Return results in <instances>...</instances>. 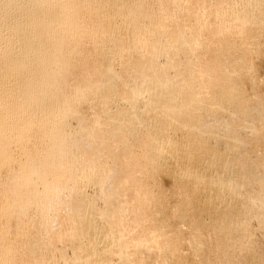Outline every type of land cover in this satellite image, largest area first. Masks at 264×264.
<instances>
[{"label":"bare ground","instance_id":"bare-ground-1","mask_svg":"<svg viewBox=\"0 0 264 264\" xmlns=\"http://www.w3.org/2000/svg\"><path fill=\"white\" fill-rule=\"evenodd\" d=\"M224 2L200 0L196 3L198 6L193 4L195 9L192 5L193 9L187 6L183 8L187 18L192 12H201L195 20L201 25L204 19L202 13L208 16L212 12L216 16L213 29L209 28V25L212 26L210 23L206 24L216 35L219 43L216 46L219 47L217 50L209 46L214 49V53L217 50L223 55L226 52L228 54V51L235 53L242 49L241 46H252L249 45V39L245 43H237L235 35H242V39L258 23L261 27L264 25V18L261 19L264 17V0ZM169 3L176 6L180 2L0 0V264H109L108 260L105 262L107 258L113 259V264H138L140 259L133 261V257L131 260L126 258L129 247L139 258L148 257L154 261L163 259L158 264H211L208 259L210 253H207V248H203L204 244L194 248L197 256L194 257L198 258L196 263H191L195 261L194 257L190 263L181 258L184 256L179 255L183 261L176 258L179 257L174 255L178 254L177 249H174L177 253L171 249L175 248L172 247L174 239L168 235L170 230L167 231V226L162 225L165 211L150 205L149 188L147 191L139 182L142 168L138 171L140 177L137 180L133 174L135 170L131 172L128 167V160H132L133 156L123 141L124 131H134L140 121L138 125L144 126L147 123L144 119L152 111L156 115L159 133L150 132L147 138L150 156L157 152L159 159H170L179 164L183 176L179 178L181 184H177L183 186L185 182L186 188L189 185L193 187L186 193L183 191L182 196L185 194V198L190 201L188 204V199H185L187 202L184 200L185 204L191 206L188 208L191 214H186L188 219L193 220L194 235L198 236L206 225L215 238H224L216 247L218 249L220 245L222 264L231 263L227 249L237 244L236 241L240 244L239 240L247 235V227L242 223L245 216H253L264 222V165L262 167L263 162L249 157L245 152L247 133L256 140L264 136V115L260 113L262 103L260 108L257 105L262 99L257 95L260 102L256 100L255 107L258 109L254 107L250 110L249 105L245 107L240 100L244 96L237 87L241 84L235 86L236 80L233 81L237 76L242 80L243 75H249L254 64L250 67L252 62L247 63L249 58H242L248 52L245 47L246 52H238H245V56L236 52L240 59L231 58V61V53L228 54L230 57L225 60L224 66L220 64L223 68L216 78L207 74L208 66L199 67V60V65L195 60L198 66L192 67L195 65L190 64L192 62H189L188 56L196 54L199 49V39L203 37H198L201 30L198 31L196 27L197 31L192 28L196 32L187 35L184 31V35H178L177 32L186 27V22L183 25L175 22L176 26H166L167 21L174 17V11L168 10ZM180 5L183 7L185 4ZM167 10L170 13L164 18V11ZM198 27L204 30L205 26ZM248 38L253 42L252 37ZM87 40L92 43L90 48L85 47ZM93 50L95 54L90 57ZM141 52H146V57L144 54V58L140 59ZM130 54H139V60L128 61L125 56ZM123 56V60L128 61V66H125L127 72L125 70L124 73L130 76L132 82L130 91L126 87L130 93L123 101L129 102L134 108L138 99L141 97L143 101L144 96L146 113H140L138 117L131 116L127 120L129 125L126 130L125 126L122 127L123 122L120 124L117 118L111 121L110 128L108 125V130L104 132L97 126L86 128L80 122L75 124L77 110L74 103L76 105L98 95L102 103L99 102L104 105L111 97L119 96L120 90L116 92L114 83L119 74L113 71L112 66L118 57L122 59ZM196 58L202 57L197 55ZM226 61L229 62L228 66ZM192 68L195 71H190ZM181 70H186V80L195 81L196 78L192 90H188L189 83L184 77H179ZM200 72L207 76L204 81L197 82ZM250 76H247V80L251 81ZM71 96L75 97L76 102L73 103ZM137 119L140 121L137 122ZM116 142L120 145L114 150L112 145H117ZM109 144L114 152L112 155L105 152L112 156L106 160L108 156L105 155V159L101 154ZM133 168L137 170V166ZM255 183H259L260 186H257L261 188V193L253 195L255 199L251 198V202L249 199L252 196L249 194L250 197H246L248 200H243V207V203H240V213L233 212L237 214L233 215L226 209L227 205L224 208V196L227 195L230 201L238 199L240 202L242 196L239 197L238 193ZM252 200L259 201V205L262 203L261 208L254 205L257 201ZM206 217L209 218V224L202 222V227L200 219L205 220ZM184 219L188 221L186 217ZM160 220L162 227L156 230L154 225Z\"/></svg>","mask_w":264,"mask_h":264},{"label":"rangeland","instance_id":"rangeland-1","mask_svg":"<svg viewBox=\"0 0 264 264\" xmlns=\"http://www.w3.org/2000/svg\"><path fill=\"white\" fill-rule=\"evenodd\" d=\"M180 3L179 4H182V5H184L183 7L180 5V7H179V4H177L176 6L174 5V4H172V6H171V4L170 5H168L169 6V8H168V10L169 11H171V12H173V15H174V17H172V18H175L174 20H172V18L171 19H169V18H167V19H169L168 21H167V23H166V26H176V23H177V25H180V24H184L185 22V25H186V27H184V30H182V28L177 32L178 33V35H180V33H183V34H181V35H184V31H185V34H190V32H196L197 30L199 31V30H201L200 31V35H198V37L200 38V36L202 37L201 39H199L200 41V45H201V47H200V45H199V49H197V51H196V54L198 55V57L200 58V57H202V58H200V59H198V58H196V56L194 55V54H192V55H190V56H188V59H190L189 60V62H192V63H190V64H192V65H195V66H192V67H196V66H198L199 64L201 65H199V67L201 68L202 66L203 67H206V66H208L209 67V69H206L207 71H208V73L207 74H209V76L211 77V78H213V77H218V75L221 73V69L223 68V67H221V65L222 66H224V64H225V60L226 59H228V57H230V59L231 58H233V59H236L237 58V55L239 54L238 52H239V50H243V51H245V49L248 47V45H246L245 47L244 46H241L242 47V49H239V50H236L235 51V53H233V52H229L228 51V54H230V56L227 54V52H226V54L224 53V55H223V53L221 54V53H219V51L217 52V48L219 47V46H216V45H218L219 43H218V40L215 38V34H213L214 32H212L210 29L212 28L213 29V26H215V25H212L213 23H215L216 24V21H215V18H216V16L211 12V14L210 13H208V16H207V14L206 13H202V18H204L203 19V23H202V25L201 24H199V23H197V21H195L196 20V18L197 17H199L200 15H199V13H201V12H199L198 14L196 13V12H192V13H190V15H189V18H187V16H186V6H187V8H189V7H191V5L194 7V9H195V5H193L194 3H195V1H198V0H178ZM182 1V2H181ZM194 1V2H193ZM200 1V0H199ZM198 1V2H199ZM212 1V0H211ZM213 1H215V0H213ZM226 1V0H225ZM185 2V3H184ZM198 2H196L197 4H198ZM216 2H218V3H225L224 2V0L222 1V0H216ZM184 3V4H183ZM195 3V4H196ZM176 4V3H175ZM188 4H189V6H188ZM196 4V5H197ZM173 6H174V8H173ZM198 6V5H197ZM177 7V8H176ZM172 8V9H171ZM183 8H185V9H183ZM192 8V7H191ZM178 9H179V11H178ZM181 9V10H180ZM193 9V8H192ZM167 10V11H168ZM182 10H185V11H182ZM166 12V11H164L163 13L165 14H163L164 16V18H165V16L168 14V13H170V12ZM178 11V12H177ZM182 11V12H181ZM183 13V14H182ZM184 13H186V14H184ZM196 13V14H195ZM182 14V15H181ZM192 14V15H191ZM204 14V15H203ZM180 15V16H179ZM212 15V16H211ZM176 16V17H175ZM183 16V17H182ZM197 16V17H196ZM204 16V17H203ZM190 17H192V19L190 18ZM180 18V19H179ZM264 17H262L261 19H263ZM167 19H165V20H167ZM185 19V20H184ZM171 20V22L169 23V21ZM181 20V21H180ZM184 20V21H183ZM194 20V21H193ZM206 20H208L207 22H206ZM180 21V22H179ZM205 21V22H204ZM215 21V22H214ZM175 24H174V23ZM182 22V23H181ZM264 22V20L262 21V24H264L263 23ZM195 23H197V24H199L200 26H202V27H204L203 29L204 30H202V28H200V27H198L199 25H196ZM209 25V23L212 25L211 27H210V25H209V28H208V25ZM167 24H169V25H167ZM172 24V25H171ZM260 23H258V26H254V27H252L251 29H250V31L249 32H251L250 34H248L247 33V35L246 36H244L243 35V37H244V39H243V37H242V39H241V37L240 36H242V35H240V34H236L235 35V37H234V40L238 43V42H243L244 41V43H245V41L247 42V40L250 42V44H249V42L248 43H246V44H249V45H251L252 44V46H249V48H247L246 50L248 51V52H246L247 54H246V56H245V52L243 53V52H241V54H244V56L245 57H243V55H242V58L244 59L245 58V60H247L248 58V60H247V63L248 64H250V61L252 62L251 64H250V67H251V65L252 64H254L253 65V67L255 68H251L252 70H251V73L253 74L252 76H250L251 75V73L249 74V75H247L248 77L250 76V77H252V78H250V79H252L251 81L253 82H251L250 80H247L248 79V77L247 76H245L244 77V75L242 76V80H241V78H239V76H237L242 82H240V80H238V82H237V77L235 78V79H233V81H235L236 80V85L235 86H237L238 85V83L239 84H241L240 86L238 85L237 87H238V89L241 91L240 93L242 94V96H244V97H242V96H240L241 94L239 93V96L240 97H242V99H240V100H242L243 102V104L245 105V107H247L248 105V108H250V110H253V109H251V108H254L255 107V105H256V103H257V101L256 100H258V102H260V99H262L261 101L262 102H260V103H257V105H258V108H260V104L262 105V107L264 108V25H262V27L259 25ZM207 25V26H206ZM187 26H189L188 28H187ZM192 26V27H191ZM196 27L197 28H199V29H197L196 30ZM257 27V28H256ZM186 28V29H185ZM192 28H193V30H196V31H192ZM254 28V29H253ZM263 28V29H262ZM190 30L189 31V33H187L188 32V30ZM253 29V30H252ZM257 29H259L258 31H257ZM209 31V32H208ZM211 31V32H210ZM256 31V32H255ZM203 32V33H202ZM259 32V33H258ZM211 33V34H210ZM256 35H255V34ZM202 34V35H201ZM252 34V35H251ZM254 34V35H253ZM215 35V36H214ZM239 35V36H238ZM252 37L253 39H252V41L253 42H251V38H248V37ZM257 36V37H256ZM239 37V38H238ZM247 37V38H246ZM204 38V39H203ZM210 38H211V40L213 41H211L210 40ZM261 38V39H260ZM86 39H88V38H86ZM237 39V40H236ZM239 39H241V40H239ZM90 40V39H89ZM89 40H87L86 41V45H85V47L87 46L88 48H90L91 46H92V43L89 41ZM216 40H217V42H216ZM239 40V41H238ZM255 40H256V42H255ZM208 41V42H207ZM90 42V43H89ZM204 42V43H203ZM88 43V44H87ZM203 43V44H202ZM242 44V45H245V44ZM206 44V45H205ZM209 44H210V46L211 47H213V48H216L215 50H216V52L214 53V49L213 48H211L210 46H209ZM215 44V45H214ZM257 44V45H256ZM89 45V46H88ZM208 45V46H207ZM241 45V43L239 44V46ZM206 46V47H205ZM216 46V47H215ZM257 46V47H256ZM243 47H244V49H243ZM255 47V48H254ZM203 48H205V49H207L208 50V52H207V50H205V49H203ZM251 49V50H250ZM258 49V50H257ZM204 50H205V52L207 53H205L204 52ZM260 50V51H259ZM199 51V53H197ZM210 51V52H209ZM213 51V52H212ZM236 52L238 53V54H236ZM146 52H141L140 53V55L139 54H137V56H136V54H130L129 56H125L126 57V59H128V61L130 60V61H133V62H137V60H139V56H140V59L143 57V55L145 54ZM209 53V54H208ZM212 53H213V55H212ZM217 53V54H216ZM218 53H219V55H218ZM249 53V54H248ZM94 54H95V52H94V50L91 52V54H90V57H92V55L94 56ZM147 54V53H146ZM146 54L144 55V57H146ZM232 54H233V56L235 57H233L232 56ZM235 54V55H234ZM241 54H239L240 56H241ZM195 57H194V56ZM201 55V56H200ZM205 55V56H204ZM216 55H218V56H220V57H218V56H216ZM228 55V56H227ZM238 55V56H239ZM225 56H227V57H225ZM128 57V58H127ZM143 57V58H144ZM215 57V59H213ZM247 57V58H246ZM256 57V58H255ZM121 57H118L117 59H116V61L114 62V64H113V71H116L115 73H117V74H119L116 78L118 79L117 81H115L114 83L116 84L115 85V87H117L116 89V92L118 91V90H120V91H118L119 92V96L117 97V96H114V97H111V99H109L108 101H106L105 103H104V105H101V103H102V101H101V98L99 99V96L98 95H95V96H92V98H88V99H84L83 100V102H81L80 101V103L78 102L76 105H75V103H74V101L76 100V99H74L75 97H72L71 96V98H73L72 99V101H73V103H74V108H75V111L77 110V114H76V116H75V124L76 123H78L79 124V122H80V124L82 125V127H85L86 126V128H96V126H97V128L99 127V128H101V132H104V130L106 131V130H108V128H110V124H111V121H113V120H117L120 124L123 122V124H122V127H124L125 126V130L127 129V126L129 125V123H128V121L132 118V117H138V115L140 116V113H141V115H142V113L144 112V113H146V111H144V105H145V97L143 96V101H144V103H143V101L139 98L138 99V102L136 103V105H134V108L136 107V109H134L133 108V106H130V103L129 102H125L126 101V97L129 95V91L131 90V88H132V82L130 81V76H127L124 72H125V70H126V67L128 66H126V64H127V60L125 59V60H123V58H124V56L122 57V59H120ZM131 58V59H130ZM224 60H223V59ZM241 58V57H240ZM239 57L237 58V59H240ZM251 58V59H250ZM119 59H120V61H119ZM133 59V60H132ZM192 59V60H191ZM218 59H221V60H223V61H220V60H218ZM229 59V60H230ZM121 60L123 61L122 63H121ZM197 60H199V64H198V61H197V64L198 65H196V61ZM202 60V61H201ZM228 60V61H229ZM118 61V62H117ZM126 61V62H125ZM195 61V62H194ZM200 61H201V63H200ZM217 61V62H216ZM228 61H226V64H227V62ZM231 61H232V59H231ZM116 62H117V64H116ZM222 62H224V63H222ZM257 62V63H256ZM121 63V64H120ZM195 63V64H194ZM204 63V64H203ZM206 63V64H205ZM212 63V64H211ZM229 63V62H228ZM221 64V65H220ZM229 64H227V66H228ZM126 66V67H125ZM226 66V67H227ZM123 67V68H122ZM202 67V68H203ZM215 67V68H214ZM217 68V69H216ZM193 70H191L190 69V71H195L194 70V68H192ZM124 70V71H123ZM218 70V71H217ZM257 70V71H256ZM123 71V72H122ZM185 71V72H184ZM207 71H204V73L205 72H207ZM209 71H211V72H209ZM215 71V72H214ZM126 72H127V70H126ZM203 72V71H202ZM202 72H200V77H199V75L197 76V82H202V81H204V78H205V75L206 74H204V73H202ZM213 72V73H212ZM122 73V74H121ZM217 75H216V74ZM124 74H125V76H124ZM182 74V75H181ZM203 74V75H202ZM211 74V75H210ZM120 75H121V77H120ZM187 72H186V70H181L180 71V73H179V77L181 78V79H183L182 77H184V79L186 80V78H187ZM196 76H194V77H196ZM204 76V77H203ZM207 76V75H206ZM124 77H125V79H124ZM199 77V78H198ZM246 78V79H244V78ZM129 78V82L127 81L126 82V79H128ZM199 79V80H198ZM200 79H201V81H200ZM120 80V81H119ZM124 80V81H123ZM245 80V81H244ZM187 81V83H189L188 84V90H192V88L191 87H193L194 86V84H195V81H196V78H195V81H190V80H186ZM248 81V82H247ZM121 82V83H120ZM252 84H254V85H251V83ZM259 82V83H258ZM123 83V84H122ZM190 83H191V86H190ZM249 83V84H248ZM125 84V85H124ZM192 84H193V86H192ZM128 85V86H127ZM131 85V86H130ZM246 85V86H245ZM258 85V86H257ZM234 86V87H235ZM128 88V90L129 91H127L126 89ZM131 87V88H130ZM242 87V88H241ZM251 88V89H250ZM243 90H244V93H243ZM251 90H253V91H251ZM258 90V91H257ZM127 91V92H126ZM260 91V92H259ZM129 92V93H128ZM124 93V94H123ZM127 93H128V95H127ZM260 93V94H259ZM124 95V97L122 96V95ZM127 95V96H126ZM257 95L260 97V99H258L259 97H257ZM263 97H262V96ZM98 97V98H97ZM117 99H116V98ZM119 97H121V99H118ZM122 97L124 98V99H122ZM251 99H250V98ZM113 98H114V100H113ZM247 98V99H246ZM256 98V99H255ZM92 99V100H91ZM254 99H255V101H254ZM99 100L101 101V103L99 102ZM123 100H125V101H123ZM85 101V102H84ZM110 101H112V102H110ZM122 101V102H121ZM76 102V101H75ZM121 102V103H120ZM125 102V103H124ZM85 103V104H84ZM107 103V104H106ZM109 103V104H108ZM123 103V104H122ZM129 103V104H128ZM142 103V104H141ZM107 106H106V105ZM138 104V105H137ZM129 105V106H128ZM142 105V106H141ZM256 105V106H257ZM81 106V107H80ZM105 106V107H104ZM251 106V107H250ZM101 107V108H100ZM107 107V108H106ZM129 107H130V109H129ZM139 107V108H138ZM261 107V108H262ZM103 108H105V109H103ZM109 108V109H108ZM121 109V111H120V109ZM124 108H125V110H124ZM133 108V109H132ZM255 108H257V107H255ZM257 108V109H258ZM260 108V110H262V112L264 113V111H263V108L261 109ZM80 109V110H79ZM92 109V110H91ZM102 109V110H101ZM109 111H108V110ZM143 109V110H142ZM134 110V111H133ZM249 110V109H248ZM87 111V112H86ZM105 111V112H104ZM119 113H118V112ZM123 111L125 112V113H123ZM141 111V112H140ZM121 112V113H120ZM131 112V113H130ZM153 112V111H152ZM152 112L150 113L149 112V116H148V118L150 119H148V118H146L147 117V115L145 114V118L146 119H144L147 123V126H146V124L143 126V125H138V124H140L142 121H140L139 119H137V122H139L140 121V123H138V124H136L137 126H135L134 127V131L132 132V131H130V132H128L127 130H126V132L124 131V139H123V141H124V143L127 145V148L129 147V150H130V153H132L131 154V157H132V160H131V158L129 159V160H131V161H129L128 160V162H127V160H125V159H123V161L125 160L127 163H128V167H130V169H131V172H134V171H132V169H134L135 170V172L133 173V174H135L134 176H137L136 178H137V180H139L138 178L140 177V174H142L143 175V179L141 180V178H142V175H141V178H140V180H139V182L141 181V185H143V186H145L146 187V190L148 191V193H149V199H150V205L152 206V207H156V209H161V210H164L165 211V213H164V216L165 217H167L166 219L168 220H166L165 219V217L163 218L164 219V221H163V223L161 222V220L160 221H157V222H159L158 224H156L157 222H155V224L156 225H154V228H156V230H159L158 228L160 227H162V225L164 224V226L166 227V229H167V231L168 230H170V232H168L169 234V236H171V237H173V239H174V241H173V239L171 238V240L173 241V245H172V247L174 246L175 248H171L173 251H174V249L178 252V254H174V255H177V256H184V258L183 257H181L184 261H186V262H189L190 263V261H191V259H193V257L195 256V253H194V251H195V247H197L198 245L199 246H202L203 244V248L204 249H206V251H208L207 253H210V257H209V255L207 256V257H209L208 259H209V262L211 263V264H222V257H221V252L219 251V247H220V245H218V249L216 248L217 247V244H218V242H220V240H221V242H223L224 241V238L221 236V237H219L218 239L217 238H215V236H213V234L210 232V231H208L209 229H207V227H206V225L204 226L203 225V223H208L209 222V218L208 217H206L207 219H205V220H203L204 218H202V219H200V221H201V226L203 227H205L204 229H201L202 231H203V233L201 234V232L200 233H198L199 235V237L197 236V235H194L195 233H194V229H193V225L192 224H194V223H192L193 222V220L191 219H188L189 218V214H191L190 212H191V208L189 209L190 210V212L188 213V208L189 207H191V206H188L187 204H185V202H187V201H189V198H185L186 197V195L185 194H183V196H182V193H183V191H184V193H186L187 192V190H192V188L191 187H189L188 185V187L186 188V184L187 183H185V182H183V186H184V184H185V187H183L182 185H179V184H181L179 181H181V179H179L180 177H181V175L183 176V171H182V173H181V171H180V166H178L179 164H177L174 160H170V159H159L157 156V152L155 153L154 152V155H152V156H150L151 155V152L148 150V146H147V138L150 136L149 134H150V132L153 134V133H155L156 132V134L157 133H159L158 132V130H157V128H159V125H157L158 123L157 122H155L156 121V119H155V117H156V115L154 116V114H152ZM262 112H260L261 113V115H264V114H262ZM104 113H107V114H104ZM116 113V114H115ZM136 113V114H135ZM124 114V115H123ZM126 114V115H125ZM127 114H130V115H127ZM107 115H108V117H107ZM111 115H112V117H114V118H112L111 117ZM124 117H123V116ZM109 116L111 117V118H109ZM117 116V117H116ZM121 117V118H119V117ZM129 116V117H128ZM132 116V117H131ZM152 116V117H151ZM154 116V117H153ZM106 117V118H105ZM131 117V118H130ZM264 117V116H263ZM117 118V119H116ZM154 118V119H153ZM99 121H98V120ZM112 119V120H111ZM122 119V120H121ZM124 119V120H123ZM125 119H126V121H125ZM110 120V121H109ZM142 120H143V118H142ZM144 121V122H145ZM149 121V122H148ZM153 121H154V123H153ZM151 122V123H150ZM84 125H83V124ZM157 123V124H156ZM92 124H93V126H92ZM105 124V125H104ZM128 124V125H127ZM153 124L155 125L154 127L155 128H153L152 126H153ZM101 125V126H100ZM108 125H109V127H108ZM150 127H149V126ZM104 126V127H103ZM143 126V127H142ZM148 128H146V127ZM106 127V128H105ZM108 127V128H107ZM141 127V128H140ZM103 128V129H102ZM150 128V129H149ZM143 131H142V130ZM144 129H146V130H144ZM151 129H152V131H151ZM149 131V132H148ZM160 131V130H159ZM148 132V134H146ZM129 133V134H128ZM135 133V134H134ZM132 134V135H131ZM151 134V135H152ZM146 135V136H145ZM251 134H249V133H247V136L248 137H246V145H247V147H245V149H247V151H245L246 153H247V155H249V157H251V158H254V159H258V161H260L261 163L263 162V164L261 165L262 167H263V165H264V140H262V139H264V136H263V138L260 140V139H258V140H256L252 135L250 136ZM129 136V137H128ZM131 136V137H130ZM138 136V137H137ZM249 136H250V138H249ZM125 137H127V138H125ZM143 138V139H142ZM248 138H249V140H248ZM252 139H255V140H251ZM126 140V141H125ZM247 141H248V143H247ZM259 141V142H258ZM117 143V145H112V147H113V149L114 150H116L117 148V146H119L120 144L118 143V142H116ZM146 143V144H145ZM251 143V144H250ZM129 145V146H128ZM245 145V146H246ZM257 145V146H256ZM109 146H110V144H109ZM109 146L107 147V150H105L104 152H103V154H101V157L103 156V158H105V157H107V159L106 160H109V159H111V157L109 156V155H112L113 154V152H114V150H111V146H110V149H109ZM259 146V147H258ZM255 147V148H254ZM251 148V149H250ZM148 151H147V150ZM249 150V151H248ZM257 150V151H256ZM254 151V152H253ZM105 152H107V153H105ZM150 153V154H149ZM145 154V155H144ZM152 154H153V152H152ZM156 154V155H155ZM253 155V157H252V155ZM258 154H260V155H258ZM105 155H107V156H105ZM139 156V157H138ZM153 156H154V158H153ZM155 156H156V158H157V160H158V162H157V160L155 161ZM255 156H256V158H255ZM138 157V158H137ZM151 157H152V159H151ZM259 157V158H258ZM137 158V159H136ZM103 160L102 159V161H106V160ZM154 159V160H153ZM133 160H134V163H132L133 162ZM137 160V161H136ZM124 161V162H125ZM152 161V162H151ZM161 161V162H160ZM166 161V162H165ZM130 163H131V165H130ZM137 163V164H136ZM152 163H154V164H152ZM156 163V164H155ZM164 163V164H163ZM168 163V164H167ZM133 164H134V166H133ZM158 164V165H157ZM160 164V165H159ZM162 164V165H161ZM175 164V165H174ZM177 165V166H176ZM137 166V170L135 169V168H133V167H136ZM139 166V167H138ZM142 166V167H141ZM151 166V167H150ZM154 166H157L156 168L154 167ZM159 166V167H158ZM171 166V167H170ZM175 166H176V168H175ZM178 167V168H177ZM180 167V168H179ZM142 168V169H141ZM264 168V167H263ZM129 169V170H130ZM142 170V172H141V170ZM176 171H175V170ZM140 170V171H139ZM154 170V171H153ZM138 171H139V173H138ZM139 174V175H137V174ZM144 173V174H143ZM175 174V175H174ZM180 174V175H179ZM177 175H179V177L177 176ZM147 176V177H146ZM147 179H146V178ZM182 178V177H181ZM177 179H178V181H177ZM177 183H179V184H177ZM257 184H258V186H260L259 185V183H255V184H253V185H251V186H249L248 188H246V189H242L241 190V192H239L238 193V195H239V197H241V198H243L242 200H241V198H240V202H239V200L237 201V203H235L236 201H230V199H229V197L226 195V196H224L223 197V201H222V203H223V205H224V208H225V205H227L226 206V209L228 208V212L229 213H231V214H233V212H236L237 214H238V212H239V207H240V212L242 211V208H241V204H242V207H243V205L245 204V200H248V198L250 197L249 196V194L252 196V197H250V201L249 202H251V198L252 199H255V196H257V195H259L260 193H261V188L260 187H258L257 186ZM256 186V187H255ZM154 188V189H153ZM173 188V189H172ZM191 188V189H190ZM182 189V190H181ZM179 190V191H178ZM249 190V191H248ZM250 190H252V191H250ZM159 191H160V193H159ZM151 192H152V194H151ZM169 192V193H168ZM249 192V193H248ZM260 192V193H259ZM181 195H180V194ZM167 194V195H166ZM161 195V196H160ZM185 195V196H184ZM247 195V196H246ZM253 195H255L254 196V198H253ZM153 196V197H152ZM181 197V198H180ZM183 197H184V199H183ZM226 197H228L227 199H226ZM246 197H248L247 199H246ZM163 198V199H162ZM172 199V200H171ZM182 199H183V201H182ZM187 201H186V200ZM245 199V200H244ZM184 200H185V202H184ZM226 200H227V202H226ZM243 200L245 201V202H243ZM159 201V202H158ZM255 201H257V200H255ZM255 201H253L252 200V202H255ZM161 202V203H160ZM182 202H184V204L182 203ZM239 202V203H238ZM242 202V203H241ZM258 202L259 201H257V202H255V204L254 205H256V206H258L259 204H258ZM180 203V204H179ZM229 203V204H228ZM234 203L236 204V205H234ZM241 203V204H240ZM155 204V205H154ZM176 204V205H175ZM188 204H190V201H189V203ZM262 203H260V205H261ZM187 205V206H186ZM233 205V206H232ZM254 205L252 204V206L254 207ZM259 205V206H260ZM158 206V207H157ZM161 206H163V208L161 207ZM255 206V207H256ZM178 207H180V209L178 208ZM165 208V209H164ZM184 208V209H183ZM234 208H236V209H234ZM260 208H261V206H260ZM260 208H257L256 207V209H260ZM170 209V210H169ZM168 210V211H167ZM183 211V212H182ZM238 211V212H237ZM175 212V213H174ZM185 212V213H184ZM239 212V213H240ZM188 215H187V214ZM233 214V215H237V214ZM179 214V215H178ZM183 214V215H182ZM184 214H186L185 215V217L187 218V220L188 221H186V219H184L185 217H184ZM169 215V216H168ZM184 217L183 219L181 218V217ZM191 216V215H190ZM240 217L242 216V215H239ZM250 217V218H249ZM181 218V219H180ZM190 218H192V216L190 217ZM245 218L246 219H244V217L242 218V223L244 222L245 224H244V226H246L247 228V235H245V237H243L244 239H242L241 238V240H239L240 241V244H238V242L236 241V243L237 244H234V245H232V246H230L227 250V253H228V256H229V258H230V264H264V222L262 221V222H260L259 220H257V219H254L255 217H251V216H248V218H247V216H245ZM248 219H251V220H248ZM186 222H185V221ZM207 220H208V222H207ZM183 221V222H182ZM190 221V222H189ZM192 221V222H191ZM246 221V222H245ZM257 221V222H256ZM162 223V225H160L161 223ZM169 222V223H168ZM188 222V223H187ZM203 222V223H202ZM173 223V224H172ZM259 223V224H258ZM168 224V225H167ZM172 224V225H171ZM175 224V225H174ZM209 224V223H208ZM208 224H207V226H208ZM157 225H159L158 227H157ZM190 225V226H189ZM249 225V226H248ZM177 226V227H176ZM180 226V227H179ZM193 226V227H192ZM251 226V227H250ZM209 228V227H208ZM173 230V231H172ZM183 230V231H182ZM206 230L209 232H207L206 233ZM171 231H172V233H171ZM186 232V233H185ZM193 232V233H192ZM210 233H211V235H210ZM190 234V235H189ZM197 234V233H196ZM201 234V235H200ZM252 235V236H251ZM174 236H176V237H174ZM195 237V239H194V237ZM203 236V237H202ZM214 238H213V237ZM206 237V238H205ZM250 237V238H249ZM190 238V239H189ZM222 238V239H221ZM189 239V240H188ZM198 239V240H197ZM203 239V240H202ZM188 240V241H187ZM218 240V241H217ZM243 240V241H242ZM247 240V241H246ZM171 241V242H172ZM197 241V242H196ZM210 241V242H209ZM242 241V242H241ZM170 242V243H171ZM175 242V243H174ZM194 242V243H193ZM208 242V243H207ZM220 242V243H221ZM196 243V244H195ZM219 243V244H220ZM241 243H243V244H241ZM189 244V245H188ZM216 244V245H215ZM250 244V245H249ZM170 245V247H171V244H169ZM239 245H242V247H240V248H238L239 247ZM256 245H257V247H256ZM210 247V248H209ZM236 247V248H235ZM247 249H246V248ZM131 250H130V249ZM128 249H127V251L126 252H128V253H126V258L127 259H129V260H131V258H132V260L133 261H136V259H137V261H138V259H140L139 261H138V264H155L156 262V264H158V262L160 261V262H162L163 261V259L162 258H160V259H162V260H159L158 261V259L159 258H157L155 261L153 260V259H151V258H139V256H137L134 252H133V248H131V247H129ZM179 248V249H178ZM192 248V249H191ZM195 248V249H194ZM182 249V250H181ZM216 249V250H215ZM241 249V250H240ZM218 250V251H217ZM247 250H248V252H247ZM191 251V252H190ZM232 251V252H231ZM243 251V252H242ZM132 252V253H131ZM175 252V251H174ZM177 252H175V253H177ZM219 252H220V254H219ZM234 252V253H233ZM237 254H236V253ZM252 252H253V254H252ZM194 253V254H193ZM206 253V254H207ZM231 253V254H230ZM215 254H217V255H215ZM246 254H248V255H246ZM130 255H132V256H130ZM186 255V256H185ZM220 255V256H219ZM236 255V256H235ZM254 255V256H253ZM130 256V257H129ZM180 256L179 257H176V258H178L179 260L181 259L180 258ZM232 256V257H231ZM246 256V257H245ZM192 257V258H191ZM195 257H197V256H195ZM194 257V258H195ZM134 258H135V260H134ZM220 258V259H219ZM142 259V260H141ZM181 259V260H182ZM196 259L198 260V258H195V261L194 260H192L191 261V263H196ZM216 259V260H215ZM107 260H108V262H107ZM112 260V261H111ZM153 260V261H152ZM180 260V261H181ZM182 260V261H183ZM212 260V261H211ZM218 260H220V261H218ZM111 263H110V262ZM105 262H107V263H109V264H113V259H106L105 260ZM153 262V263H152ZM155 262V263H154ZM239 262V263H238ZM198 263V262H197Z\"/></svg>","mask_w":264,"mask_h":264}]
</instances>
